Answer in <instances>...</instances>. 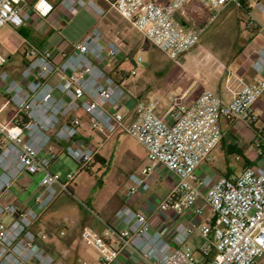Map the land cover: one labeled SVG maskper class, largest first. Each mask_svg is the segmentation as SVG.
<instances>
[{
	"label": "built area",
	"instance_id": "built-area-1",
	"mask_svg": "<svg viewBox=\"0 0 264 264\" xmlns=\"http://www.w3.org/2000/svg\"><path fill=\"white\" fill-rule=\"evenodd\" d=\"M27 1L0 0V26H22L30 16L24 10ZM106 1L177 63L186 62L187 53L199 44L221 9L233 5L247 10L242 0H198L210 10L209 16L202 23L184 25L176 14L190 0H170L164 5L154 0ZM62 4L72 13L78 11L77 5L86 4L100 10L94 0H62ZM256 5L264 12L263 3ZM35 7L42 17L54 9L48 0H37ZM254 24L252 16L245 21L246 27ZM60 36L56 29L53 38ZM200 51L203 59L208 56L206 62L214 58L217 66L209 69L203 90L190 105L176 101L168 109V121L157 113V99H137L134 115L127 121L122 107L128 90L123 79L103 67L109 57H123L118 37L105 41L104 31L94 27L59 57L50 44L24 39L19 77L6 68L0 71V264L57 263L45 245L48 234L36 229L35 223L74 181L75 174L63 180L51 169L60 154L78 164L77 172L92 168L100 144L86 141L84 125L105 135L127 132L145 147L152 163L163 164L177 177L165 196L154 197L160 212L173 221L171 237L166 238L161 228L152 229L148 215L128 202L140 189H151L147 177L153 166L146 165L130 175L127 203L110 220L99 218L105 225L103 232L89 225L81 229L82 241L99 252L96 264H264V130L259 149L263 164L216 179L197 174L222 139L221 118L247 124L259 120L254 103L264 93V76L249 83L238 77L235 83V73L223 61L204 47ZM8 61L0 52V66ZM254 66L264 71V47ZM226 73L233 93L228 101L210 85ZM8 106L13 111L5 121L1 115ZM24 174H42L41 189L27 207L12 195L15 181ZM199 199L209 209L204 217ZM83 206L97 216L89 204L83 202ZM188 213L204 220L187 221ZM196 231L204 239L198 251L187 244Z\"/></svg>",
	"mask_w": 264,
	"mask_h": 264
},
{
	"label": "crops",
	"instance_id": "crops-1",
	"mask_svg": "<svg viewBox=\"0 0 264 264\" xmlns=\"http://www.w3.org/2000/svg\"><path fill=\"white\" fill-rule=\"evenodd\" d=\"M36 1L37 0H28L24 7V10L30 14L29 19H32L35 22V24L32 25L33 26L32 27L33 31L31 34L32 36L28 38L25 36L24 39L27 38L36 44H50L51 48L53 49L54 55L59 57L62 51H67L71 49V47L75 43L82 40V38L92 28L99 27L105 33V41L118 37L122 42L123 57H109L103 63V67L112 75L121 68H124L123 67L124 62H122L123 58L126 57V55H128L129 51H131L134 47L140 44L142 38L141 36H143L130 21L124 19L120 14H118L106 0H94L95 3L99 6L100 10H96L95 8H93L88 4L77 5L78 11L76 13H72L69 9H67V7H65L62 4V0H48L54 5V9L47 17H42L37 13L35 7ZM154 1L164 5L168 3L170 0H154ZM257 1H260L261 3L264 4V0H246V2L250 6V9L247 10L249 12V15L247 13L248 17L242 20L239 24L237 21L234 23V26L237 29V31L239 30V32L241 33L235 37L232 45L230 47H227L226 49L222 48V46H220L219 48L217 47L213 48L214 49L213 54L219 60L223 62L226 61L227 65H229L228 66L229 70H232L235 73L236 76L234 79L235 83H238V79H237L238 77L243 78L244 82L249 83L254 81L255 79L264 76V71H258L254 66L255 61L258 60V58L260 57V52L264 47V25H263L264 12L256 5ZM185 7L182 11L179 12L184 17H180L179 13L176 14L177 19L184 25L202 23L210 14V10L201 7L198 0H190ZM230 7L231 5H228L225 6L223 9H221V11L219 12L217 18L213 23L219 22L220 25L224 23L230 16L229 12L228 13L226 12ZM201 8L207 11L203 15L199 14L201 12L200 11ZM255 8H257L258 13L255 11L256 10ZM250 16L256 19L259 22V24L257 27L253 29H246L245 21ZM50 17L51 18L61 17L62 19L66 17L70 19V21L77 19L75 23V28L73 27V30L74 29L79 30V37L72 40L69 37L65 36L62 33L61 29L56 28L53 22L48 21V18ZM199 19L202 21L195 22L196 20ZM27 20L25 21V23L27 22ZM43 20L44 21L46 20V22H48L47 23L48 26L46 28L44 27L41 28L40 25L37 24ZM82 24L84 25L82 26ZM0 28L1 29L5 28L6 30L10 28L13 29L14 27H12L11 25H3L0 26ZM56 29H59L61 31V36L58 38H53ZM204 33L205 31L201 34L200 41ZM200 46L201 44H198V47ZM22 49L20 50L21 54H22ZM194 50L195 49L193 48L188 53L192 54ZM2 51H4V48ZM20 70H18V73L16 74L14 72L15 70L11 71V73L16 77H19ZM207 76L208 73L204 71V74L201 77L203 79H206ZM123 82L125 83L124 79ZM210 85L225 100L228 101L232 98L233 93L229 89L227 73L222 77L221 81L217 83L213 82ZM198 86L199 88H195L196 93L194 92V94L191 93L189 95H186L187 90L182 93L181 99L186 105H190L203 90L202 81ZM137 99L138 98L135 95L129 93L128 90V95L126 96L124 102V107L126 106L125 107L126 109L123 111L125 113L127 121L131 120L134 115V107ZM1 101L2 99L0 98V104ZM158 102L159 103H158L157 113L164 116L168 121H170L171 118L168 114V109L170 108V105L166 106L159 100ZM8 107H6L5 110ZM254 109L255 112L259 115V120L253 124H247L243 121L235 120V119L233 120H228L225 118L220 119L222 139L220 143L213 149L210 158L199 165L197 169V174L199 178H203L204 176H210L211 178L216 179L220 175L233 176L247 166L263 164L259 154V149L262 140L261 134L264 130V93L254 103ZM12 111H13V107H12ZM12 111L10 112V114L12 113ZM10 114H8V116H6V119L3 120L6 121ZM82 134L85 137L86 141H88L89 143H92L94 145L100 144V149L98 151V154L94 162L92 163V168L89 169L91 171L95 169L98 163L103 164L108 160V153L110 149L107 147V145L110 138L99 131H90L88 126L86 125H84ZM143 148L147 154V151L144 146ZM146 165L153 166L151 173L147 177L148 181L151 184V189L150 190L140 189L138 194L134 196L131 199V201L128 202H130V204L135 209L141 210L148 215V217L153 221L152 229L161 228L164 232L165 237L169 238L171 237V233H172L173 221L171 218L166 217L165 213L160 212L157 200L154 197L160 198L165 196L175 184L177 177L172 171L167 169L161 163L154 164L151 162ZM139 172L140 171H138V173ZM26 177H27L26 174L22 175L21 177H19L17 181H15L14 185L17 182L26 179ZM130 185H131V180L129 178L128 186L121 192L120 200L116 208L114 209V212L109 216L107 221L113 217L117 209H119L125 203H127L125 201V196ZM12 195L14 194L12 193ZM14 199H18V198L14 196ZM55 200L56 198L48 208H50L53 205ZM19 202L21 201L19 200ZM198 202L201 206H203V208H206L204 207V203L201 199H199ZM86 203L90 205V207L97 214V216L93 215L90 211L86 210L83 207L85 212L88 213V218L82 219V217H78L74 220L77 234L79 235L81 229L85 225H89L91 227H94L98 231L103 232L105 230V225L100 221L99 218L101 216L95 210L93 201L90 200V202H86ZM21 205L24 207L31 206L33 205V201H30L26 205H24L23 202H21ZM45 211L41 214L39 220L35 223V228L42 229L45 232L49 233L48 234L49 237L48 240L45 242V245L53 255H55V253H64L65 251H67V249L66 250L62 249L60 245V240L58 238H56L55 236L53 237L50 236L51 226H49L47 223H44L43 221V216ZM208 212L204 211L203 217L204 215H208ZM203 217H198L196 215H192L191 213L186 214L187 221L190 220L200 221L201 218L203 219ZM48 223L53 224V222L51 221ZM46 227L49 228L47 229ZM66 229L67 230L65 231L61 230V233L66 234L65 239L70 246L68 252L69 254L72 255V257H74L75 255L79 256L80 253L79 246L77 245L75 240H72L71 235L69 234V228L66 227ZM196 232L201 236V234L198 231ZM200 246L201 244L195 248L191 246L190 247L194 251H198ZM60 258H62V261L64 262L66 261L65 257L60 256Z\"/></svg>",
	"mask_w": 264,
	"mask_h": 264
},
{
	"label": "rangeland",
	"instance_id": "rangeland-1",
	"mask_svg": "<svg viewBox=\"0 0 264 264\" xmlns=\"http://www.w3.org/2000/svg\"><path fill=\"white\" fill-rule=\"evenodd\" d=\"M245 6L247 10L250 9L247 2ZM229 9L226 11L227 13L229 12V18L221 25L219 22L213 23L205 31L199 43L201 46L198 47L197 45L194 47L195 50L192 54L188 53L189 55H186V62L177 63L161 52L148 39L141 36L140 44L128 52V55H126L128 58H123L124 68H121L113 75L119 80L124 79V84L129 93L135 95L138 99H158L166 106L174 105L176 101L182 98V93L186 90V95L194 94L195 88H199L200 82L204 81L201 77L204 71L207 73L209 69L210 71H214L217 66L214 58L210 62H206L208 56L204 59L202 58L204 52L200 51L201 47L206 48L211 54L214 53L213 48L215 47L219 48L222 46L224 49L230 47L235 37L241 33L239 30L237 31L234 23L237 21L239 24L248 17L247 13L249 15L246 9L236 8L233 5ZM255 9L258 13L257 8ZM200 11V15L207 12L203 8ZM179 16L184 17L180 13ZM76 20L70 21L66 17L64 19L61 17L48 18V21L53 22L56 28L61 29L62 33L72 40L79 37V30H73ZM200 21L202 20L199 19L195 22ZM47 23L46 20H43L37 24L41 28H46L48 26ZM33 24L35 22L28 18L27 22L21 27L6 30L5 28H0V51L5 53L9 59L6 66H0V71L6 68L10 72L15 70L16 74L22 68L23 57L20 50L23 47L25 36L27 38L32 36ZM258 24L259 22L255 19L254 26H245V28L253 29ZM3 48L5 52L2 51ZM196 55H198L199 61L194 59ZM138 57H141L142 60L138 61ZM211 62H214V64ZM224 63L227 65L226 61ZM133 69H136L135 74L132 73ZM125 107L123 105V111L126 109ZM11 111L12 107L9 106L3 111L1 117L6 119V116ZM106 136L110 138L107 145L110 149L108 160L103 164L98 163L95 169L77 172L78 164L65 154H60L51 166V169L60 174L63 180L67 178L68 174H75L70 189L59 192L55 202L45 211L43 216L44 223L51 226L50 236L58 238L62 249H67L64 253H55L56 264H84L85 262L96 264V260L99 257L98 250L82 241L80 233L79 235L77 234L74 222L78 217H82V219L88 218V213L83 208V202H90L92 200L95 210L100 214L102 219L107 220L114 212L120 200L121 192L128 186L132 172H138L144 165L151 163L142 144L127 132L117 130L106 134ZM26 176V179L17 182L12 187L13 196L17 197L24 205L33 201L35 194L41 189L40 179L42 174ZM204 207H206L204 211L208 212L209 209L205 204ZM6 219L8 220L9 217L6 216ZM50 221L53 224L48 223ZM66 227L69 228L72 240H75L79 246V256L75 255L72 257L68 252L70 246L66 242V234L61 233V230H67ZM46 228L48 229L49 227ZM203 242L204 239L196 232L188 240L187 244L195 248ZM60 256L65 257L66 261H62Z\"/></svg>",
	"mask_w": 264,
	"mask_h": 264
},
{
	"label": "trees",
	"instance_id": "trees-1",
	"mask_svg": "<svg viewBox=\"0 0 264 264\" xmlns=\"http://www.w3.org/2000/svg\"><path fill=\"white\" fill-rule=\"evenodd\" d=\"M242 1H243L244 5H246V0H242Z\"/></svg>",
	"mask_w": 264,
	"mask_h": 264
}]
</instances>
